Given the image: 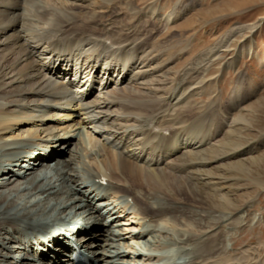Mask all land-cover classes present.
I'll return each mask as SVG.
<instances>
[{
	"label": "bare ground",
	"instance_id": "obj_1",
	"mask_svg": "<svg viewBox=\"0 0 264 264\" xmlns=\"http://www.w3.org/2000/svg\"><path fill=\"white\" fill-rule=\"evenodd\" d=\"M90 1L0 0V264H75L76 246L93 264H264V211L236 187L242 88L226 106L217 91L245 51L232 37L260 22L173 71L149 26L182 10L129 2L104 23L78 16Z\"/></svg>",
	"mask_w": 264,
	"mask_h": 264
},
{
	"label": "rangeland",
	"instance_id": "obj_2",
	"mask_svg": "<svg viewBox=\"0 0 264 264\" xmlns=\"http://www.w3.org/2000/svg\"><path fill=\"white\" fill-rule=\"evenodd\" d=\"M129 2H133L136 9H143L152 3L156 4L155 7L157 6L165 16L174 10L176 12L178 9L182 10V15L177 16L176 21L169 22L167 26L158 21L150 22L149 26L157 30L153 45L160 47L158 45L167 44L168 48L171 47L169 55L175 57L173 71L179 70L186 59L192 58L200 50L227 40V33L232 27L260 22L254 32L244 31L243 34H235L232 37L229 43L231 49L244 45L245 51L239 58L236 68H229L220 73L217 91H220L219 101L226 106L231 99V91L237 85L242 88L241 104L238 110H233V117L240 116V112L248 114L246 116L248 122L239 123L246 128L242 126L243 138L237 134L236 140L249 144L253 149L249 155L252 157L251 161L246 163V170L238 168L237 175L240 176L237 177L236 187L242 188L239 194L247 196L241 198L242 200L253 198L254 206L251 212L262 217L264 211V66L262 65L264 0H91L87 5L90 8L84 9L83 6H79L76 11L79 17L87 15L84 12L88 9L101 11L105 15L102 18L104 23L113 17L128 22L131 12ZM142 18L148 19L146 16ZM250 47L252 54L248 52ZM234 55L238 57L239 52L235 50L227 56L231 58ZM213 70L218 71L217 68ZM202 98L208 100L207 95ZM202 98L197 97L198 100ZM259 228L257 232L262 231L261 227Z\"/></svg>",
	"mask_w": 264,
	"mask_h": 264
}]
</instances>
